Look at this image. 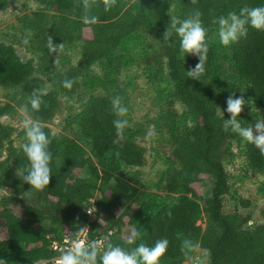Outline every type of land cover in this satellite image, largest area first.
<instances>
[{"label":"trees","instance_id":"trees-1","mask_svg":"<svg viewBox=\"0 0 264 264\" xmlns=\"http://www.w3.org/2000/svg\"><path fill=\"white\" fill-rule=\"evenodd\" d=\"M35 1L60 16L57 24L49 23L42 11L27 18L28 45L38 53L42 70L49 72L61 52H49V35L54 44L63 43V48L79 42L82 56L78 65L60 76L54 89L47 91L45 80L35 75L32 62H24L13 47L0 46V85L21 87L27 97L29 116L42 125L51 139L49 150L53 157L52 177L44 191H36L22 181L23 193L38 196L41 203L46 204L44 208L24 202L21 194L0 198V207L14 203L20 205L22 211L17 222H10L0 230V260L5 264H34L39 259L58 256L60 250H54L52 242L59 233L70 231L75 236L79 228L88 226L87 242H96L103 233L102 248L105 249L111 243L130 251L140 243L152 247L157 240L167 239L168 248L159 264L167 260L179 264L196 243L208 250L210 264H264V222L252 225L250 215L224 210L225 197L231 193L230 174L224 163L234 156L229 144L240 136L225 132L222 125L224 119L230 118L226 111L227 97L235 93L234 98H238L239 94L233 84H223L222 97L217 93L218 76L214 66L217 49L212 34L217 26L213 23L216 17L232 11L238 13L245 6H264V0H197L195 4L191 0H135L129 4L127 0H117L116 6L108 12L102 0H98L88 13L97 17L94 24L84 22L83 0ZM5 6L6 0H0V8ZM196 9L208 29L209 43L205 73L200 80L186 75L199 58L180 53L179 37L174 35L170 42L163 39L171 17L185 19ZM133 37L147 39L150 52L142 64L151 69L153 79L162 83L168 73L173 85L170 96L164 101L161 128L168 141L163 143L162 151L177 165L168 176L165 190L180 193V196L173 204L161 203L154 208L152 204L139 206L136 203L137 190L131 184L122 179L112 184L116 174L124 175V167L144 165L145 149L125 130L117 136L113 121L119 117L109 97L90 98L78 116V127L72 136H55L47 125L56 115L59 93H73L78 78L94 62H102L108 76L120 71L124 63L120 48ZM231 62L264 120V31L249 27L247 36L232 44ZM64 80L74 81L71 89L63 87ZM34 90L40 95L39 111L33 110L30 103ZM12 109L11 104L0 103V157L14 130L5 125L2 118ZM248 117L243 110L238 118ZM244 147L248 166L264 172V156L254 144L245 141ZM28 163L22 147L14 154L13 169L21 174ZM86 168L89 176L84 177ZM207 177L215 179V186L212 195L204 198L200 184ZM134 180L138 182L137 177ZM96 192L99 198L89 217L87 204ZM199 200L205 202L204 207ZM241 202L248 204L245 200ZM203 212L208 215L206 230L197 224ZM47 220L48 226H42ZM103 221L110 228H102ZM125 226L140 233L131 244L121 236ZM185 239L191 241L192 248L182 250ZM97 264H101L99 257Z\"/></svg>","mask_w":264,"mask_h":264},{"label":"rangeland","instance_id":"rangeland-1","mask_svg":"<svg viewBox=\"0 0 264 264\" xmlns=\"http://www.w3.org/2000/svg\"><path fill=\"white\" fill-rule=\"evenodd\" d=\"M133 1L135 0H127V3ZM37 11L44 12L49 23H58L59 14L35 0H6L5 8H0V46H11L24 62H32L35 67V75L45 80L47 91H49L54 89L55 81L60 76L78 65L82 56V47L79 42L66 46L58 55L53 68L49 72L43 71L38 53L33 51L28 43H24L28 35L27 18ZM212 34L217 49L214 63L218 76L217 93L220 97L223 96V84L235 85L239 97L243 96L247 101L244 110L249 116L248 119H237L243 127L254 126L257 121L263 120L262 113L253 101L247 85L239 79L234 71L231 62L232 45L225 47L220 44L217 26L213 29ZM123 44L120 49L124 53V63L121 65L120 71L108 76L104 64L100 61L94 62L78 78V84L73 93H59V107L55 117L47 125L55 136H72L78 127V116L91 97L106 96L112 101L119 97L121 106L126 107L128 112L126 116L118 117L127 120V126L124 128L126 134L145 149V163L142 167H124V175L116 174L112 184H116L119 179L131 184L137 190L135 200L139 206L152 204L154 208L161 203L173 204L178 200L180 193L167 192L165 183L170 172L177 165L173 159L166 155L165 151H162L163 143L167 142L168 138L161 128V120L165 114L164 101L170 96L173 85L168 73L160 81L162 83H158L153 79L151 69L142 64L150 52L146 38L133 37ZM0 103L12 105V111L2 118V122L14 129L11 137L5 142L0 157L2 165L0 167V198L15 197L21 194L24 202L38 204L44 208L46 204L41 203L38 196L29 192L23 193L24 185L18 177L20 172L13 169L14 154L28 142L23 130L24 121H34L27 112V97L21 87L0 85ZM219 112H222V108L219 109ZM244 143L245 140L240 137L239 140L229 144L234 156L224 163L230 174L231 189L230 195L225 197L224 210L225 212L250 215L249 224L254 225L264 222V172L254 171L248 166ZM82 175L89 176V170L86 168ZM135 177L138 178V182H135ZM214 186V178H205L200 184V191L204 198L212 195ZM98 198L99 194L96 192L87 204L89 217L96 208L95 202ZM242 200L248 204L243 205ZM199 201L204 207L205 202ZM21 212L20 205L14 203L0 207V230L6 228L10 222H17L22 215ZM148 212L149 209L144 213V216ZM48 224L47 220L43 222L42 226L47 227ZM101 224L102 228H110V225H106L104 221ZM197 224L201 225L203 230L208 229V215L205 212L200 215ZM82 228L83 232L79 228L75 236L70 231L60 232L58 238L55 239L59 246L57 250L63 246L70 247L74 241L84 238L86 239L85 243L88 244L86 226ZM133 230L132 227L125 226L121 231V236L128 240ZM102 234L96 241L98 244L100 240L103 244L105 242V236ZM100 246L102 247V245ZM162 263L174 264L172 260ZM179 264H210L209 252L196 243L193 250L187 252Z\"/></svg>","mask_w":264,"mask_h":264},{"label":"clouds","instance_id":"clouds-1","mask_svg":"<svg viewBox=\"0 0 264 264\" xmlns=\"http://www.w3.org/2000/svg\"><path fill=\"white\" fill-rule=\"evenodd\" d=\"M97 2L98 0H83L85 23L94 24L97 22L96 16L88 15ZM191 2L195 4L197 0H191ZM102 3L104 10L108 12L116 6L117 0H102ZM213 23L217 25V35L220 44L229 47L237 43L241 38L246 37L249 27L264 31V6L251 8L245 6L238 13L232 11L227 15L216 17ZM29 35H31L30 32ZM174 35L179 37L181 54H192L199 58V62L194 68L188 69L186 75L193 80H200V77L205 73L204 65L209 51L208 29L203 25L200 11L198 9L194 10L185 19L175 16L171 17L163 33V39L165 42H170ZM24 43L27 44L28 40L25 39ZM47 46L50 53L63 51L64 47L63 43L54 44L51 35L48 36ZM62 83L63 87L71 89L74 81L64 80ZM234 97L235 93L227 97L226 111L230 114V118L224 119L223 130L236 133L247 143L254 144L260 154L264 156V120L257 121L254 126L243 127L237 118L243 112L247 101L243 96ZM30 103L33 110H40V95L36 90L33 92ZM113 110L120 117L126 116L128 112L126 107L121 106L119 97L113 101ZM113 124L117 136L120 137L127 126V120L117 119L113 121ZM23 130L28 141L23 145V152L29 163L24 172L19 174L18 177L24 183L29 184L30 188L42 192L50 184L52 177L50 165L53 157L52 152L49 150L51 139L43 131L39 122L25 120ZM80 231L83 232V228ZM139 237L140 233L133 230L127 243L131 244ZM168 244L169 241L162 238L157 240L152 247L140 243L134 249L126 251L121 246L111 243H108L105 249L95 241L86 244L83 240H77L70 247L61 249L60 255L53 258V264H97L98 257L101 264H159L160 258L167 251ZM192 247L190 240L185 239L182 242V250ZM0 264H5V261L0 260Z\"/></svg>","mask_w":264,"mask_h":264},{"label":"water","instance_id":"water-1","mask_svg":"<svg viewBox=\"0 0 264 264\" xmlns=\"http://www.w3.org/2000/svg\"><path fill=\"white\" fill-rule=\"evenodd\" d=\"M59 256V255H58ZM57 256L51 257V258H42L36 261L34 264H48V263H53V258Z\"/></svg>","mask_w":264,"mask_h":264},{"label":"built area","instance_id":"built-area-1","mask_svg":"<svg viewBox=\"0 0 264 264\" xmlns=\"http://www.w3.org/2000/svg\"><path fill=\"white\" fill-rule=\"evenodd\" d=\"M87 231H88V226H86V232H87ZM86 235H87V234H86ZM82 240H83L84 242L86 241L85 238L82 239ZM99 244L102 245V240L99 241ZM52 247H53L54 250L59 249V246H58L56 240H54V241L52 242ZM63 247L67 248V246H63ZM63 247H61L60 250H61Z\"/></svg>","mask_w":264,"mask_h":264}]
</instances>
